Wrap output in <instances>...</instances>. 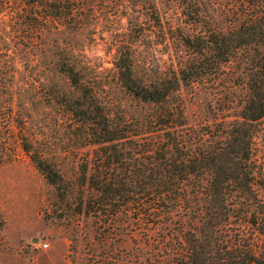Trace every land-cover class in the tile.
I'll return each mask as SVG.
<instances>
[{"label": "rangeland", "instance_id": "rangeland-1", "mask_svg": "<svg viewBox=\"0 0 264 264\" xmlns=\"http://www.w3.org/2000/svg\"><path fill=\"white\" fill-rule=\"evenodd\" d=\"M46 1L36 8L39 14L55 2L66 16L45 21L25 0H0V264H166L155 241L159 233L140 223L136 203L104 213L78 209L80 197L93 192L79 177L80 167L91 171L100 144L92 142L87 126L96 116L70 108L89 111L96 103L131 123L154 113L152 104L122 87L115 65L120 54L130 45L143 75L182 65L196 56L182 36L227 26L235 0ZM245 52L221 75L181 85L186 136L217 133L236 118L245 91L236 76ZM63 64L79 69L80 84L96 96L80 98ZM256 128L255 187L264 202V117ZM133 139L115 145L119 177L139 166L129 151ZM22 140L52 165L59 183L45 177ZM229 226L230 232L235 226L251 229L233 218Z\"/></svg>", "mask_w": 264, "mask_h": 264}, {"label": "trees", "instance_id": "trees-1", "mask_svg": "<svg viewBox=\"0 0 264 264\" xmlns=\"http://www.w3.org/2000/svg\"><path fill=\"white\" fill-rule=\"evenodd\" d=\"M25 1L45 21L66 16L55 2L45 4L46 12L39 14L36 8L43 0ZM181 42L196 56L156 75L138 73L130 45L116 60L122 87L155 107L138 123L96 103L89 111L70 108L86 118L96 116L87 126L92 142L100 144L91 171L87 164L80 167L79 177L93 192L80 197L78 209L104 213L108 207L115 211L136 203L140 223L159 233L155 241L166 264H264V202L256 191L252 158L257 122L264 117V0H235L227 26L184 35ZM242 51L236 78L245 91L236 118L223 122L217 133L210 129L199 138L186 136L181 85L221 75ZM61 69L78 87L80 98L96 96L80 84V70L73 64ZM134 137L129 151L139 166L119 177L114 165L121 154L115 145ZM21 143L45 177L59 183L52 165L31 150L29 142ZM232 218L251 229L235 226L230 232Z\"/></svg>", "mask_w": 264, "mask_h": 264}, {"label": "built area", "instance_id": "built-area-1", "mask_svg": "<svg viewBox=\"0 0 264 264\" xmlns=\"http://www.w3.org/2000/svg\"><path fill=\"white\" fill-rule=\"evenodd\" d=\"M47 243H45V245H46Z\"/></svg>", "mask_w": 264, "mask_h": 264}]
</instances>
